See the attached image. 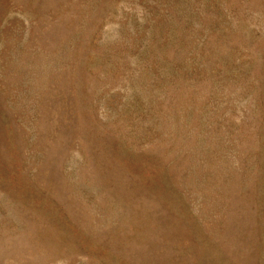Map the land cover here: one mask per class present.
<instances>
[{"label":"rangeland","instance_id":"1","mask_svg":"<svg viewBox=\"0 0 264 264\" xmlns=\"http://www.w3.org/2000/svg\"><path fill=\"white\" fill-rule=\"evenodd\" d=\"M0 264H264V0H0Z\"/></svg>","mask_w":264,"mask_h":264}]
</instances>
